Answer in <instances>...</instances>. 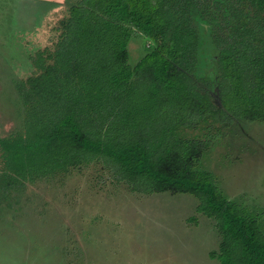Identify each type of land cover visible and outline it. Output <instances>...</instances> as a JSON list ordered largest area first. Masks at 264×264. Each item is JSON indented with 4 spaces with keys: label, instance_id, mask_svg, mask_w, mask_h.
<instances>
[{
    "label": "trees",
    "instance_id": "trees-1",
    "mask_svg": "<svg viewBox=\"0 0 264 264\" xmlns=\"http://www.w3.org/2000/svg\"><path fill=\"white\" fill-rule=\"evenodd\" d=\"M64 6L17 85L24 129L0 138L3 196L101 163L132 193L195 197L219 264H264V211L229 199L204 167L238 122L264 124V0Z\"/></svg>",
    "mask_w": 264,
    "mask_h": 264
},
{
    "label": "rangeland",
    "instance_id": "rangeland-1",
    "mask_svg": "<svg viewBox=\"0 0 264 264\" xmlns=\"http://www.w3.org/2000/svg\"><path fill=\"white\" fill-rule=\"evenodd\" d=\"M71 1L0 0V138L23 132L17 85L32 73L27 57L50 44ZM140 48L139 38L129 45L131 65ZM2 167L0 157V186ZM204 167L229 199L264 211V124L238 122ZM197 203L132 193L101 163L25 182L8 198L0 191V264H219L209 257L219 236Z\"/></svg>",
    "mask_w": 264,
    "mask_h": 264
}]
</instances>
